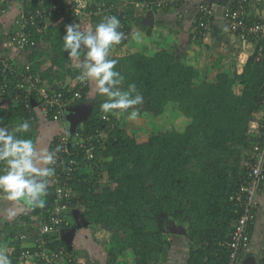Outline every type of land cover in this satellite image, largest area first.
I'll return each instance as SVG.
<instances>
[{"label":"trees","instance_id":"obj_1","mask_svg":"<svg viewBox=\"0 0 264 264\" xmlns=\"http://www.w3.org/2000/svg\"><path fill=\"white\" fill-rule=\"evenodd\" d=\"M41 2L47 7L58 0H30L27 10H34ZM92 2L88 10H97L99 6L108 9L121 0ZM258 3L264 9V2ZM30 13L27 11V15ZM130 13V10L119 13L116 8L107 10L91 17L81 30H94L105 15H114L124 24L121 30L128 33L131 29L124 20L130 19ZM71 19H75L74 15L68 16ZM65 22L49 23L43 33L36 25L27 26V33L36 41L49 36L55 52L50 60H39L36 56L32 69L45 82L49 73L41 69L42 63L50 61L47 71L51 72L57 65L60 78L72 75L77 87L82 69L69 67L76 60L70 59V50L63 48ZM197 32L195 29L193 38ZM252 41L255 53L248 58L242 72L225 69L212 79L188 63L187 52L180 49L159 46L149 54L128 51L121 56L115 55L113 47L110 50L108 58L118 61L115 70L124 77L121 90L135 83L144 102L133 106L140 115L129 120L127 113L119 117L103 113L100 105L105 97L79 125L87 133L99 130L97 137L101 135L104 145L97 150L98 167L94 175L76 176L71 203L84 207L91 223H105L116 230L110 244L115 258L129 249L133 264L156 262L170 245L168 233L175 231L177 224L187 222L189 234L184 237L194 242L188 264L227 263L228 251L220 242L228 239L238 216L231 198L243 182V159L259 142L253 134L262 127L258 114L263 109L264 63L255 57L264 40ZM69 87L62 90L66 92ZM89 90L90 86L86 93ZM36 116L35 106L15 103L10 93L0 101V126L11 130L20 123L36 120ZM47 118L56 121L51 115ZM16 135L35 143L30 132ZM56 144V141L51 143V151ZM50 187L54 191L52 184ZM74 210L71 209L69 216ZM42 211L35 207L32 214ZM26 215L27 212L23 218ZM14 235L13 232L11 238ZM13 242L11 257L16 263L22 242L19 239ZM59 244L68 246L66 241Z\"/></svg>","mask_w":264,"mask_h":264},{"label":"crops","instance_id":"obj_2","mask_svg":"<svg viewBox=\"0 0 264 264\" xmlns=\"http://www.w3.org/2000/svg\"><path fill=\"white\" fill-rule=\"evenodd\" d=\"M29 1L26 0L25 7L22 6L20 1H0V56H9L21 66H24V64L33 66L37 61L35 59L36 56L39 57V60H50L52 53H55L49 36L46 39L38 40L34 48L15 47L10 43V36L22 29V21L25 16L28 17L27 11L35 12L38 8L45 7V4L43 5V2H41L34 10H27L29 8ZM230 2V0H189V2L167 8L160 9L154 7L155 9H146L140 6V2L121 0L117 4V10L119 13L131 11L130 19L124 20L125 26L126 24L130 26L131 30L128 33L125 30L126 39L122 40L119 45L113 46V51L116 56H121L128 51L149 54L159 46H164L167 49H180L183 52H187L188 63L194 64L204 71L209 79H212L222 70L229 69L225 67L218 70L219 65L215 66L217 59H220L222 62L220 65L223 67L227 63L230 65L237 64L238 66V60H244L242 63L246 64L248 58L253 55L255 50V44L252 40L245 42L227 28L223 19V13ZM258 2V0H254L251 6L253 18L264 15V9H262ZM62 3L58 0L57 3L51 4L62 5ZM202 3L207 4L213 10V28L206 37L201 40H195L193 34L197 21V10L199 4ZM69 15L72 14L64 8L62 13L61 11H57V13L53 12V15L42 19L36 26H38L39 32L43 33L47 30L49 23L56 25L61 20H64L66 21L65 26L77 23L80 29H83L89 23V20H91V18H88V21H86L87 18L68 20ZM64 30H66L65 27ZM133 33L140 34L139 42L133 39ZM80 59H83V53H81ZM78 62V60L71 61L69 67H76L75 65ZM44 64L42 63L41 69L49 73H46L45 83L54 88L74 86L72 75L66 74V77L62 79L60 78L61 72L57 65H54L52 71L49 72L47 69H49L51 62L48 61ZM244 66L238 68L240 67L239 64L234 69H236L235 71L242 72ZM89 86L90 90L86 93L85 98L77 105V109L86 116H89L93 110L91 108L92 100L88 98V95L97 91L95 81L90 80ZM97 97L98 95L96 94ZM35 109L37 119L28 121L33 130H28L27 132L32 133L37 152L44 150L51 152V143L66 129V122L64 119L51 121L44 116L38 106H35ZM40 166L47 167L48 165L41 164ZM94 173L95 170L90 166L84 167L81 172L82 175L87 176H92ZM47 181V194L42 197L45 200V206L43 208L40 207L43 210L41 213H44V210L49 208L54 195L49 179ZM34 208H28L22 202L9 201L5 196L0 199V249H4L7 253L12 252L14 248L13 241L17 240V235L29 228V226L23 225V222L29 219L26 217L32 214ZM83 208L82 206H75L74 213L71 215L73 220L71 228H76L74 246H85L88 251V255L83 257V260L88 264H133L134 257L132 250H124L118 253L116 258L111 253L110 244L112 243L114 234H116V230L108 227L105 223H91L87 219ZM9 209H14L17 213L11 219L8 218ZM25 212H27V215L23 218L22 215ZM256 212L257 218L251 228V244L243 252V264H264V185L257 198ZM78 221H88L92 226H85L84 223L80 226ZM13 232L15 235L11 238ZM66 232L63 235L64 238ZM103 232H112V237L102 240L101 236ZM168 240L170 241V245L166 246L161 252V259L151 264H188L194 242L176 232V230L168 233ZM223 242H220L221 246H223ZM21 245L26 246L30 245V243ZM86 259L89 260L87 261Z\"/></svg>","mask_w":264,"mask_h":264},{"label":"built area","instance_id":"obj_3","mask_svg":"<svg viewBox=\"0 0 264 264\" xmlns=\"http://www.w3.org/2000/svg\"><path fill=\"white\" fill-rule=\"evenodd\" d=\"M230 1L223 13L227 28L245 42L264 40V16L252 18L251 15L254 0ZM91 2L92 0H68L64 8L74 15L75 19L81 20L118 8V5L111 4L108 9L99 6L97 10H88ZM185 2L189 0H144L139 4L142 8L148 9L167 8ZM62 6L54 4L40 7L28 17L25 16L22 29L10 36V43L15 47L34 48L37 41L29 36L27 26L38 25L40 19L52 15L54 11H61ZM197 14L195 29L198 32L194 37L201 39L212 31L214 13L211 7L202 3L198 6ZM121 25L120 31L124 28V24ZM255 59L264 63V46L258 48ZM89 84L90 80L81 81L79 86H70L65 92L62 88H54L43 82L30 64L21 66L9 56H0V101L10 93V97L16 103L23 102L27 107L38 106L44 116L51 115L56 121L63 118L67 109L84 99ZM262 88L264 89V78ZM262 104L263 109L258 114L262 127L253 134L259 142L248 151L247 158L243 159V182L231 198L235 202L238 216L228 239L222 243L228 251L226 264H243V252L251 244V228L257 218V198L264 184V99ZM103 118L109 120L106 115ZM98 132L99 130L87 133L83 127L77 126L72 134L63 131L54 140L57 144L51 152H55V162L48 165L54 169L53 175L49 177L54 187L52 202L45 213L30 214L31 218L23 222V225L29 228L19 233L17 239L22 244L30 245L21 247L16 263H13L11 257L14 248L12 252H5L11 264H88L74 255L69 246L59 243L65 241L64 233L73 226L69 212L75 207L71 200L74 197L72 184L76 176L81 174L84 167L90 166L95 171L98 167L97 150L104 145L101 135L97 137ZM4 196L5 193H0V199Z\"/></svg>","mask_w":264,"mask_h":264},{"label":"clouds","instance_id":"obj_4","mask_svg":"<svg viewBox=\"0 0 264 264\" xmlns=\"http://www.w3.org/2000/svg\"><path fill=\"white\" fill-rule=\"evenodd\" d=\"M62 5L65 6L64 2ZM121 27L120 19L114 15H105L94 30L82 31L77 23L67 24L63 48L65 51L70 50V59L79 61L75 66L82 71L77 79L95 81L98 93L106 97L100 105L103 113H111L117 117L127 113V119L136 120L140 113L133 106L142 104L144 97L138 92L135 83L129 84L127 90H121L119 86L123 83L124 77L121 72L115 70L118 61L108 58L112 47L126 39L125 33L119 30ZM133 39L139 42L140 34L133 33ZM129 109L133 110L128 112ZM85 121H81L78 126ZM29 128L27 121L11 130L0 126V163L3 165L0 167V193H5L7 200L22 202L28 208H43L45 200L42 197L47 194L48 188L46 178L53 175L54 169L40 165L53 164L55 152L47 150L37 152L31 139H23L16 135L27 132ZM56 151L58 152L59 148ZM16 214L14 209L8 210L9 219ZM0 264H11L4 249H0Z\"/></svg>","mask_w":264,"mask_h":264},{"label":"water","instance_id":"obj_5","mask_svg":"<svg viewBox=\"0 0 264 264\" xmlns=\"http://www.w3.org/2000/svg\"><path fill=\"white\" fill-rule=\"evenodd\" d=\"M15 1H20L22 3V6L24 7L26 5V0H15ZM87 118L88 116L84 115L81 111H79L77 109V106L67 109L64 115V120L67 125L66 129L68 133L72 134L74 130L77 128L78 124L83 120H87ZM78 222L80 226L83 225V223L85 226L89 225L88 221L85 222L78 221ZM173 226H175V224H173ZM176 226H177L176 232L182 235L189 234V224L187 222L177 224ZM75 233H76V228L74 227L68 230L65 234L66 242L71 250L74 248Z\"/></svg>","mask_w":264,"mask_h":264},{"label":"rangeland","instance_id":"obj_6","mask_svg":"<svg viewBox=\"0 0 264 264\" xmlns=\"http://www.w3.org/2000/svg\"><path fill=\"white\" fill-rule=\"evenodd\" d=\"M62 2H65V0H62ZM262 2H264V0ZM84 19H86V18H84ZM86 21H88V18H87ZM81 28H82V26H81ZM243 61L244 60H238L237 61L238 66L240 64V67H238L237 64H234V65L236 67H238V68H242L245 65L244 63H242ZM220 64H222V62L220 61V59H217L215 66H218L219 65V69L218 70L224 69L225 67L226 68H229L228 70H230V71L233 70L231 72H234L236 70V69H234L236 67L233 64L230 65L229 63H227V64L224 65V67L221 66ZM122 86H123V83L119 87L121 88ZM96 94L98 95L97 98H96ZM88 98L92 100L91 101V108H94L96 106L97 102H99L100 100L105 99V97L104 96H101L98 93V91H95L94 93H90L88 95ZM160 120H161V122L163 121V119H160ZM29 130H33V129L30 127ZM89 225L92 226V224H89ZM111 237H112V232L111 233L103 232L102 233V236H101V239L102 240H107L108 238L110 239ZM72 252H73L74 255H76L77 257H79L81 259H83V257H86L88 255V251H87V248L85 246H74V249H72ZM86 260L88 261L89 259H86Z\"/></svg>","mask_w":264,"mask_h":264},{"label":"flooded vegetation","instance_id":"obj_7","mask_svg":"<svg viewBox=\"0 0 264 264\" xmlns=\"http://www.w3.org/2000/svg\"><path fill=\"white\" fill-rule=\"evenodd\" d=\"M176 229H177V226H176Z\"/></svg>","mask_w":264,"mask_h":264},{"label":"bare ground","instance_id":"obj_8","mask_svg":"<svg viewBox=\"0 0 264 264\" xmlns=\"http://www.w3.org/2000/svg\"><path fill=\"white\" fill-rule=\"evenodd\" d=\"M20 105V104H19Z\"/></svg>","mask_w":264,"mask_h":264}]
</instances>
